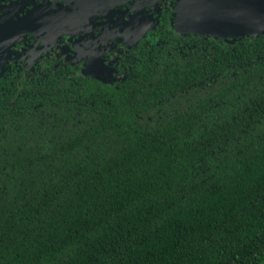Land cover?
Instances as JSON below:
<instances>
[{
	"label": "trees",
	"instance_id": "obj_1",
	"mask_svg": "<svg viewBox=\"0 0 264 264\" xmlns=\"http://www.w3.org/2000/svg\"><path fill=\"white\" fill-rule=\"evenodd\" d=\"M149 33L0 79V264H264V31Z\"/></svg>",
	"mask_w": 264,
	"mask_h": 264
},
{
	"label": "flooded vegetation",
	"instance_id": "obj_2",
	"mask_svg": "<svg viewBox=\"0 0 264 264\" xmlns=\"http://www.w3.org/2000/svg\"><path fill=\"white\" fill-rule=\"evenodd\" d=\"M177 1L125 0L109 10L99 5L98 12L85 11L71 20L69 10L76 7V0H0V27L21 21L27 28L0 55V79L29 71L48 76L64 68L105 80L121 79L126 75L123 63L135 58L150 30L166 20L173 27ZM83 8L86 3L80 4Z\"/></svg>",
	"mask_w": 264,
	"mask_h": 264
},
{
	"label": "water",
	"instance_id": "obj_3",
	"mask_svg": "<svg viewBox=\"0 0 264 264\" xmlns=\"http://www.w3.org/2000/svg\"><path fill=\"white\" fill-rule=\"evenodd\" d=\"M71 3L72 0H68ZM125 0H76V7L71 8V20L85 14L98 12L99 5L103 9H112ZM75 3V2H74ZM87 8L80 10V4ZM174 28L179 32H195L214 35L222 38L242 35H258L264 31V0H178L175 5ZM35 16V14L28 17ZM24 22L0 27V55L23 33Z\"/></svg>",
	"mask_w": 264,
	"mask_h": 264
}]
</instances>
